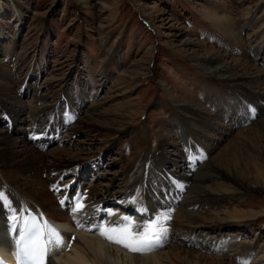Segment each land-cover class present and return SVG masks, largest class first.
Returning <instances> with one entry per match:
<instances>
[{"label": "rangeland", "instance_id": "rangeland-1", "mask_svg": "<svg viewBox=\"0 0 264 264\" xmlns=\"http://www.w3.org/2000/svg\"><path fill=\"white\" fill-rule=\"evenodd\" d=\"M0 7V85L10 88L0 91V131H8L9 140L16 142V160L26 148L43 154V175L35 179L49 183L47 177L52 182L61 177L63 183L73 177L66 172L93 160L80 174L89 185L100 182L113 192L126 189L131 194L138 188L129 181L140 190L145 178V206L157 202V211L170 216L164 222L168 246L220 257L227 264L259 263L264 248V179L256 177L245 159L257 160L253 152L264 148V0H0ZM215 17L225 23L221 26ZM209 50L225 54L230 65L233 59L247 60L249 73L260 74L259 88L250 82L227 83L215 68L207 67ZM249 90L255 92L251 97L246 95ZM193 109L210 114V124L199 127L195 120L205 118ZM64 112L67 118L73 114L75 123L62 126L56 121V114L58 119ZM90 116L102 126L84 124L91 122ZM183 119L188 120L186 126ZM47 120L52 121L53 133L43 129ZM104 122L120 131L102 128ZM10 124H16L12 131L7 130ZM189 126L199 130L198 137ZM239 133L249 139L239 152L233 151L239 161L233 170L238 179H222L233 192L200 198L202 203L189 208L199 216L216 215L219 221L175 229L183 205L195 200V185H225L216 177L179 181L171 176L176 169L171 163L180 165L182 173L199 170ZM55 150L73 160L49 170ZM157 153L170 163L156 159L139 166ZM192 157L196 160L191 169L186 163ZM13 162H0L4 175L3 164ZM158 169L170 179L154 176ZM22 174L29 175L27 170ZM167 194L173 199L169 206L164 203ZM234 210L242 213L233 216ZM68 213L83 216L93 211ZM139 217L131 214L130 219L139 223Z\"/></svg>", "mask_w": 264, "mask_h": 264}, {"label": "bare ground", "instance_id": "bare-ground-1", "mask_svg": "<svg viewBox=\"0 0 264 264\" xmlns=\"http://www.w3.org/2000/svg\"><path fill=\"white\" fill-rule=\"evenodd\" d=\"M15 7H18V12L20 15H22L20 6L15 5ZM223 18L229 21V18L227 16H223ZM215 19H217V22H219L221 26L222 23H225L222 18L219 20L217 17H215ZM223 27L225 28V26ZM185 43L195 44L194 42L188 40ZM225 59L226 55L222 52L209 50L207 52V59L205 60V62L207 67L215 68V72L223 76V79L227 83H232L234 85L240 86L243 82H250L253 88H259L257 80L259 79L258 76H260V74L256 73V75L254 76V74L251 75V73H249L250 64L247 60L233 59V65H230V62H226ZM133 76H135V74L131 73L130 77ZM9 89L10 88H3L0 85V91L2 92H7ZM253 93L255 92L249 90L247 91L246 95L251 97L254 95ZM15 99L18 98L15 96ZM0 108L2 109L1 105ZM262 108L263 107H260L259 110L258 108L253 109H255V112H258L261 111ZM9 111H11V108L9 109ZM227 112L230 111L227 110ZM193 113L196 116L204 115V120H195V123H197L199 127H204L208 123L210 124V122L208 121V119L210 120L211 118L210 114L208 115L207 113L200 112L198 109H193ZM8 115L10 116L9 113ZM57 117L58 115L56 114V121L61 122L62 126L75 123V121L72 120L74 118L73 114H71L70 117L67 118L68 113L64 112L62 117H59L58 119ZM90 119V123L85 122L84 124H89L90 126L95 127L102 126L93 116H90ZM34 120L39 119L35 118ZM52 121H54V119ZM52 121L49 122L47 120L43 127V129H47L48 134L54 132L50 127ZM182 121L185 126L188 124V120L183 119ZM13 123H16V120H13ZM37 125L39 124L37 123ZM14 126H16V124H10L7 130L12 131V128ZM262 127H264V123ZM102 128H109L111 130L115 129L120 131V129H117L106 122L103 123ZM188 128L191 129L190 126ZM77 130L78 129L76 128L74 133ZM196 130L193 128L191 129L192 133H194V135H197L196 137H198L199 130ZM0 133L2 134V136H0V162H3L4 160H7L9 158L14 161L13 164H3L7 168L5 170L2 169L5 175L0 170V173L2 174H0V193H3L7 197V201L11 203V207L13 209H16L17 214H19L20 209L23 208L27 213L37 211L43 212L46 216L53 218L56 221L66 222L62 225L65 234L63 240L66 242L64 249L62 250L61 254H58L57 258H53L51 260L50 264H227L220 257H207L206 255L205 257L201 254H195L191 251H186L185 249L179 248L176 245L168 246V240L165 238H163L162 240V246L155 248L153 251L145 253H133L120 245L110 243L100 235L98 230L99 226L119 227L125 223V221L123 220L124 217L130 218L131 214H138L140 215V217H142H139V223H137V221H131L133 223V231H140L142 230L144 224L149 222L150 219H154L157 215H165L161 213L162 211H157V202H151V206L148 208L145 206L144 200L146 199L145 197L148 196L147 192H149V189H146L144 187L145 178L143 177L144 180L142 179L143 181H140L141 183H143L140 190H138L139 184L130 183L131 181H129V186H136V188H138L131 194L126 192V189L124 191L118 190L116 192H113L111 188H108L109 186L107 187L106 185L99 184L100 182L98 184L90 183L93 185H89L81 180L80 174L87 171L90 168L89 166H92V164L95 163V160H93V163H90L91 165L88 164L86 166L87 163H79L77 167L69 170V172H66L67 174L73 176L72 179H69L68 181H64L63 183H61L59 182L61 177H59L56 181L52 182L53 179H51V177H47L50 182L44 183L43 180L38 181V178H34L35 176L39 175L41 177L43 175L41 171L43 154L37 149L33 148L31 150L26 148L22 151V159L16 160L15 154L17 156V151L14 150L16 142H12L9 140L8 131L5 133L0 131ZM256 135L257 133H255L254 136ZM248 139L249 138L246 135L239 133L238 136L235 137V139L229 140L225 148L221 149L218 153L215 154V156L211 158V164L208 163L209 165L207 164V166H201L199 170H194V168L192 169L196 160L194 157H192L191 160L188 159L186 163L189 164V167H191L192 170H185V172L183 173L181 172L182 168L180 165L171 163V165L176 168L175 170H173V172H171V176H173V178L177 177V180L179 181L184 178L187 179L191 176H202L204 177V179L207 177H216L217 182H220V184L224 183V181L222 180L223 178L231 177L233 179H238L235 177L236 175L233 170L236 171L239 161L238 157L236 156L237 153L234 154L233 151L239 152V147L244 146ZM42 145L47 146L46 143H39L38 146ZM38 149L40 148L38 147ZM260 150H255V152H253V157L257 156V160L254 159V161L252 162L251 159L246 158L245 164L247 165V167L248 165H253L254 169L257 172L256 177H258L259 179H264V148L261 147ZM248 151L249 150H247V152ZM52 153L54 155V158L48 163L49 170H54L55 168L61 167L63 161L69 159L73 160V156H58L66 155V153L62 150H55ZM248 154L250 155V153ZM152 157H145L139 164V166H146L151 162L155 163L156 159L163 164L167 162L170 163L165 157L161 156L160 153H157L156 156L153 157L155 160L151 161ZM98 158L99 157H97V159ZM261 163L263 164V168L259 167V164ZM159 168L161 167L159 166ZM25 170H27L29 175L22 174V171ZM158 172L159 173L157 174L153 172L152 173L154 176H159V178L170 179L167 173H160V169H158ZM64 176L66 175H63L62 177ZM54 185L56 186V188H53ZM86 185L89 186L85 188ZM115 186L116 183L114 182L113 187ZM229 187L230 186L225 185V187L222 186L220 188H203L202 186L195 185V187L193 188L194 192H191V196L196 200V202L195 200L191 202L189 201L183 205L185 206V209H183L182 211L187 214L183 212H180L178 214L176 221L173 224L174 228L179 231H184L187 228L189 230L195 228L192 226L194 225L193 223H197L198 225L201 223L209 222L212 224L217 223L219 219H215L216 215L213 217L199 216L195 211L189 208H194L198 204L202 203L200 198H205L209 195H214L218 198L232 193V188L229 189ZM177 189L175 190V193H173V195L175 194V196ZM182 189L183 187L178 189V191ZM74 192L76 193L75 195ZM167 195L168 200L164 201V203L169 206L173 203V199L170 198L171 196L169 194ZM178 196L180 197L181 195ZM177 198L178 197L176 196V199ZM62 200L64 201L63 204H61ZM77 201L84 205V207L80 209V211L89 210L93 211V213L91 215L83 214V216L74 215L75 213H71L74 216H70L68 215L70 214L68 213V211H63L61 209V207H64L66 204ZM4 203L5 202L0 201V205ZM114 205L117 207L120 206L121 208L116 210L113 208ZM108 212H112V215L107 217L106 215ZM236 213L240 214L242 213V211L234 210L232 215L235 216ZM8 214L9 212L6 211L4 207L0 206V252L3 253L4 251H8V244H10L12 240L13 242H15L17 238V233L11 232L9 230L10 223L7 220ZM188 233L190 234V232ZM187 234L185 232V235ZM10 235H13V237L10 238ZM185 237L187 236H184V238ZM202 237L203 236H201V238ZM1 244H3V246ZM260 253L261 255L257 257V260H259L258 264H264V248L260 249ZM6 255H8V253H6Z\"/></svg>", "mask_w": 264, "mask_h": 264}, {"label": "snow or ice", "instance_id": "snow-or-ice-1", "mask_svg": "<svg viewBox=\"0 0 264 264\" xmlns=\"http://www.w3.org/2000/svg\"><path fill=\"white\" fill-rule=\"evenodd\" d=\"M53 188L56 186L54 185ZM0 201L5 202L0 206L9 212L7 216L10 223L9 230L17 233L15 245L18 264H47L51 250L61 248L65 243L59 231L47 221L41 222L40 218L27 213L23 208L17 214L16 209L11 207V203L7 201V197L3 193H0ZM63 203L62 200L61 204ZM83 207L84 205L77 201L73 211ZM169 219L170 216L157 215L145 223L142 230L133 231L131 219L124 217L125 223L122 226H99L98 230L100 235L110 243L120 245L133 253H145L162 246V240L168 232L164 222ZM243 264H247V262L245 261Z\"/></svg>", "mask_w": 264, "mask_h": 264}]
</instances>
